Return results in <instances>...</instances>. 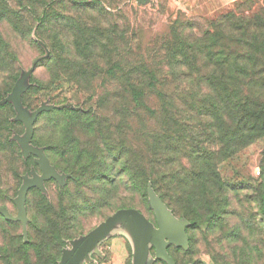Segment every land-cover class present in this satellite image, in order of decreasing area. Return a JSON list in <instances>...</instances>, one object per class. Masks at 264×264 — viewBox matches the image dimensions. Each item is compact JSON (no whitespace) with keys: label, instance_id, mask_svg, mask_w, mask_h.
<instances>
[{"label":"trees","instance_id":"trees-1","mask_svg":"<svg viewBox=\"0 0 264 264\" xmlns=\"http://www.w3.org/2000/svg\"><path fill=\"white\" fill-rule=\"evenodd\" d=\"M245 1L248 15L230 12L213 21L179 16L156 31L136 23L125 0H0V23H9L11 33L26 40L24 54L34 52L33 60L45 54L34 69L44 67L49 84L82 85L90 100L107 104V111H94L89 104L82 110L62 107L43 113L62 132L57 148L69 158L64 166L54 165L71 175L57 203L40 202L43 223L31 224L29 241L0 249L3 264H47L67 217L103 209L121 192L143 195L147 184L189 226L203 217L209 230L222 227L219 222L224 224L233 212L228 192L237 188L219 174L221 152L209 143L215 132L228 147L247 145L264 132V100L254 81L264 72V0ZM222 22L230 24L226 35ZM22 58L18 44L0 28V99L25 69ZM31 81L37 87L22 95L24 103L32 88L50 91L45 80L31 76ZM102 82L100 93L95 85ZM204 133L213 134L210 142ZM5 144L10 173L19 183L30 164L17 144L0 137V150ZM32 191L37 189L28 194ZM187 236L185 257L193 254ZM58 244L62 261L66 249ZM129 255L131 264L133 251ZM190 264L200 263L194 259Z\"/></svg>","mask_w":264,"mask_h":264},{"label":"rangeland","instance_id":"rangeland-1","mask_svg":"<svg viewBox=\"0 0 264 264\" xmlns=\"http://www.w3.org/2000/svg\"><path fill=\"white\" fill-rule=\"evenodd\" d=\"M125 2L128 4L130 17L135 18L136 23L150 25L151 29H156V31L164 28L171 20L179 16L201 17L213 21L230 12L236 16L250 14V10L247 8L248 2L245 0H125ZM8 24L0 23V28L6 38L18 44L23 55L22 65L25 69L21 71L18 81L9 93L0 99V105H5L0 109V118L3 121L0 123V137L5 140V143L17 144L21 158L24 161L27 160L30 165L21 175L20 182L16 183L14 175L10 173V165L6 156L8 145L5 144V147L2 145L0 150V208L5 209L10 216L16 217V199L24 179L38 176L42 172L38 155L23 151L24 139H26L28 147L41 151L49 166L61 174L63 181L60 182L58 179L50 177L44 180L41 186H31L26 190L23 200L25 223L6 218L0 212L3 217L0 218V249L9 247L7 250L18 243L24 244L29 241V235L32 233L33 236L30 229L31 224L33 226L43 223V218L39 214L40 202L47 200L50 203H57L59 191L71 175L68 171H61L54 165V163H59L64 166L69 158L57 148L59 142L63 141L62 132L59 133L55 126L47 123L43 113L53 108L62 107L82 110L87 108L89 104L94 111H107V104H98L95 98L90 100L84 93L86 88L82 85L60 81L49 84V76L45 68L41 66L34 69L36 63L45 54L38 56L35 60L32 59L34 52L24 54L29 45L25 43L26 40L22 37L14 36ZM222 26L224 35L230 32V24L222 22ZM234 35L238 37L239 32L234 31ZM32 65L34 68L30 71ZM225 74L227 76L228 71ZM257 75L260 76L254 80L257 85L256 91L259 92V98L264 100V72ZM31 76L36 81L45 80L44 84L49 85L50 91L45 93L36 91L37 89L34 88L37 86H34ZM102 86L103 82L95 85V90L100 93L103 92ZM31 87L34 88L28 93L29 100L24 103L22 95ZM60 101L64 102L55 103ZM97 106L102 107L103 110H98ZM23 114L32 118L29 127L23 120ZM220 132L222 134V131ZM214 134L213 144L210 145L209 143V146L221 152L217 160L218 172L225 181L235 184L237 188L234 192H228V209L233 212L226 216L224 224L219 222L222 227L214 230L208 229L209 222L203 217L195 226H189L190 222L185 217L177 216L179 219H185L188 223L186 228L191 237L192 246H190L193 254L185 257L189 251L188 243L186 246L167 245V247L170 245L169 250L176 262L168 254L175 264H190L194 259L198 260L200 264H264V132L263 135L247 145L236 142L235 145L229 147L225 139L219 142L216 132ZM28 135L29 137H27ZM212 136L213 134L210 133L206 137L204 133L202 138L208 143ZM261 160L262 168L260 167ZM16 164H18L17 161ZM172 164L174 167L178 166L177 162H172ZM186 166H188L187 163ZM257 170L260 174L257 173ZM69 186L72 187L71 184ZM32 187L36 188L37 191L28 194ZM148 188L149 185L147 184L146 193L143 195L131 192L124 196L121 192L103 209H94L91 212L77 211L72 216L67 217L66 221L59 227L63 233L58 239H54L53 248H49L50 255L47 264H62L61 256L58 259V252L55 248L58 247V243L63 245V250L71 248L76 241L78 243L83 238L88 237L118 209L135 208L143 213L153 226L157 227L155 214L149 200ZM220 202L222 207L224 202ZM121 205L125 206L120 207ZM130 205L134 207H129ZM8 222L18 224L14 226ZM226 225L229 227L227 228ZM115 227L114 230L111 229L107 232V240L104 237L99 238L95 242V246L78 264H128L132 242L129 243L125 231L121 232V223L116 224ZM223 229L230 231L228 232L230 236L226 237L227 234ZM31 238L33 239V237ZM156 241L154 229H151L149 243L155 244ZM132 245L134 246V243ZM174 247L178 248L175 249ZM148 252L149 256L145 258L144 264H168L167 261L156 256L154 246H150ZM94 255L100 256L101 261L94 260ZM133 256L134 254L132 259ZM3 263L4 258L0 254V264Z\"/></svg>","mask_w":264,"mask_h":264},{"label":"water","instance_id":"water-1","mask_svg":"<svg viewBox=\"0 0 264 264\" xmlns=\"http://www.w3.org/2000/svg\"><path fill=\"white\" fill-rule=\"evenodd\" d=\"M33 68L34 65L31 66L30 71ZM23 118L27 127H29L32 118L26 114H23ZM27 137H29V135ZM23 151L28 153L33 152L38 155V161L41 165L42 172L38 176L24 179L16 199V217L10 216L3 208H0V212H2L6 218L20 220L25 223L23 200L26 190L31 186H41L47 178L54 177L61 182L63 181V177L49 166L48 161L41 151L27 146L26 139H24ZM148 195L155 214L157 227L153 226L151 222L145 218L143 213L135 208L118 209L88 237L83 238L82 241L78 243H76V241L71 248L66 249L61 263L78 264L79 261L86 256L88 251L95 246V242H97L99 238L105 237L107 232L113 229L116 224L129 219L138 225V228L135 230L137 238L133 246L134 256L132 264H144L145 258L149 256L148 249L150 246H154L157 257L164 259L168 264H175L172 257L168 254L166 247L168 244H174L176 246L187 245L188 236L185 229L188 223L185 219H179L174 216L171 210L167 208L165 203L150 187L148 188ZM151 229H154L156 235L157 241L155 244L149 243Z\"/></svg>","mask_w":264,"mask_h":264},{"label":"crops","instance_id":"crops-1","mask_svg":"<svg viewBox=\"0 0 264 264\" xmlns=\"http://www.w3.org/2000/svg\"><path fill=\"white\" fill-rule=\"evenodd\" d=\"M224 1H226V0H224ZM115 228L116 227H114V229ZM137 228H138V225L135 222H133V221H131L129 219H126V220H124V221L121 222V229L120 230H121V232H124L125 231L124 233H127L128 236H126V237L128 238L129 243H131V242L134 243L135 240H136V238H137V234L135 232V230ZM104 238H105V240H107V234L105 235ZM132 243H131V246H132V251H133V245H132ZM97 250H99V249H97ZM93 258L96 261H99V260L101 261V259H100L101 257L100 256L97 257V256L94 255Z\"/></svg>","mask_w":264,"mask_h":264},{"label":"built area","instance_id":"built-area-1","mask_svg":"<svg viewBox=\"0 0 264 264\" xmlns=\"http://www.w3.org/2000/svg\"><path fill=\"white\" fill-rule=\"evenodd\" d=\"M257 173H259V170H257Z\"/></svg>","mask_w":264,"mask_h":264}]
</instances>
